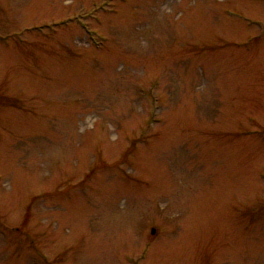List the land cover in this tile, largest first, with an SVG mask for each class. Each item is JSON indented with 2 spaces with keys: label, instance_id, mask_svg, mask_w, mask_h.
<instances>
[{
  "label": "rangeland",
  "instance_id": "374dc122",
  "mask_svg": "<svg viewBox=\"0 0 264 264\" xmlns=\"http://www.w3.org/2000/svg\"><path fill=\"white\" fill-rule=\"evenodd\" d=\"M0 264H264V0H0Z\"/></svg>",
  "mask_w": 264,
  "mask_h": 264
},
{
  "label": "water",
  "instance_id": "95a60500",
  "mask_svg": "<svg viewBox=\"0 0 264 264\" xmlns=\"http://www.w3.org/2000/svg\"><path fill=\"white\" fill-rule=\"evenodd\" d=\"M154 232V230H152V233Z\"/></svg>",
  "mask_w": 264,
  "mask_h": 264
}]
</instances>
